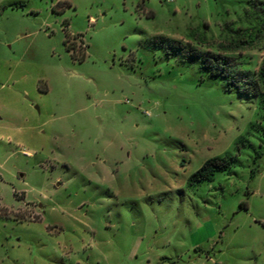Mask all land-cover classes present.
I'll return each instance as SVG.
<instances>
[{
    "label": "rangeland",
    "instance_id": "obj_1",
    "mask_svg": "<svg viewBox=\"0 0 264 264\" xmlns=\"http://www.w3.org/2000/svg\"><path fill=\"white\" fill-rule=\"evenodd\" d=\"M251 3L0 0V264H264V108L169 48L244 39Z\"/></svg>",
    "mask_w": 264,
    "mask_h": 264
},
{
    "label": "trees",
    "instance_id": "obj_2",
    "mask_svg": "<svg viewBox=\"0 0 264 264\" xmlns=\"http://www.w3.org/2000/svg\"><path fill=\"white\" fill-rule=\"evenodd\" d=\"M251 8L254 11L245 12V17L252 19L255 28L237 30L240 35L244 31V39L235 37L228 44L218 45V51L194 50L186 48L177 43L170 42L169 48L174 56H180L181 62L191 67L197 64L200 73V81L205 77L222 82L227 91L248 97L258 98L264 108V54L260 64L254 70L246 69L240 60L241 51L254 47L257 40L264 37V0H252ZM166 40H163L165 42ZM238 54L236 57L233 56ZM231 160L211 159L204 163L201 169L194 174L189 183L194 184L199 181H211L216 172H225L231 169Z\"/></svg>",
    "mask_w": 264,
    "mask_h": 264
}]
</instances>
